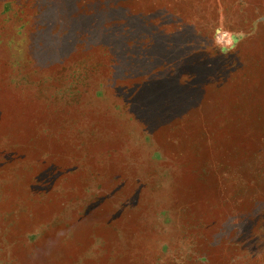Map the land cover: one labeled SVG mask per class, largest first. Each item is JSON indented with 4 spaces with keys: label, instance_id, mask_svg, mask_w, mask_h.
<instances>
[{
    "label": "rangeland",
    "instance_id": "1",
    "mask_svg": "<svg viewBox=\"0 0 264 264\" xmlns=\"http://www.w3.org/2000/svg\"><path fill=\"white\" fill-rule=\"evenodd\" d=\"M0 264H264V0H0Z\"/></svg>",
    "mask_w": 264,
    "mask_h": 264
}]
</instances>
